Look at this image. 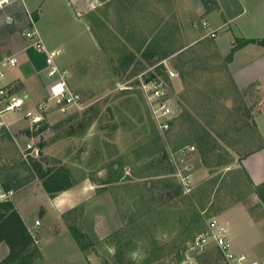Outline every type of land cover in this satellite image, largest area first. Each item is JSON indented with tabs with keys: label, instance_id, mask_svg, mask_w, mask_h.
Returning <instances> with one entry per match:
<instances>
[{
	"label": "rangeland",
	"instance_id": "obj_1",
	"mask_svg": "<svg viewBox=\"0 0 264 264\" xmlns=\"http://www.w3.org/2000/svg\"><path fill=\"white\" fill-rule=\"evenodd\" d=\"M104 1L35 0L38 4H28V11L16 5L0 9V53L19 57V52L28 48L24 32L31 28L33 19L49 45L63 48L60 59L71 72V87L83 99L81 105L61 111L49 99L50 93L39 96L33 87L27 92L20 82L8 79L15 96L30 95L25 110L39 103L46 105L38 125L24 116L25 110L0 117V181L12 191L10 199L2 202H12L33 237L34 256L28 264H142L152 237L158 246L175 251L149 264H179L175 253L182 246L179 243L186 240V247L191 246L199 234L206 233L211 219H221L227 208L218 213L220 208L243 202L255 212L247 184L251 181L245 172L234 173L236 179L243 177L238 179L241 191L221 182L232 177L228 170L241 168L236 165L238 158L253 145L246 138L252 135L251 126L243 131L231 126L235 117L246 119L237 106L243 112L249 109L233 88L225 57L217 53L212 41H201L170 55V45L163 38L152 51L147 46L145 55L150 53L153 58L142 60L144 53L137 51L140 45L131 43L140 35L123 27L126 22L118 21L117 11L105 13ZM172 47L176 52L179 44ZM170 72L177 74L176 80L171 79L174 76ZM154 79L166 82L165 92L175 110L167 130L159 127L142 87L143 82ZM189 115L217 135L225 148L216 150L208 165L199 150L186 157L177 153L181 147L197 146V142L179 145L181 117ZM225 135L227 142L222 140ZM155 143L170 153L174 167L170 177L175 180L177 167L188 164L193 191L202 190L204 185L215 190L206 204L207 211L202 212L204 230L193 236L183 237L170 222L146 218L144 225L140 223L143 219L138 217L135 196L142 183L151 179L146 176L156 171L143 167ZM229 159L231 163L220 164ZM112 161L116 162L114 170L124 173L120 187L104 183L108 178L106 166ZM63 164L81 182L66 193L50 197L41 175L47 168ZM212 179H217L215 186L210 183ZM74 207V226L86 235L85 249L74 239L63 215L71 218L68 214ZM236 217L239 220L241 213ZM240 227L256 248H264V237L251 221L241 220ZM214 246L211 242L198 253L200 264H226ZM119 247L124 251L121 259L116 254L122 251Z\"/></svg>",
	"mask_w": 264,
	"mask_h": 264
},
{
	"label": "crops",
	"instance_id": "obj_2",
	"mask_svg": "<svg viewBox=\"0 0 264 264\" xmlns=\"http://www.w3.org/2000/svg\"><path fill=\"white\" fill-rule=\"evenodd\" d=\"M28 4L36 6L38 2L13 0L0 9L16 5L28 11ZM104 8L105 13L117 11L118 21L126 22L123 27L132 28L134 34L140 35L131 43L140 45L137 51L140 49V53H144L142 60L153 58L150 53L145 55V50L150 45L152 51L153 45L158 46L163 38L170 45L171 49H167L170 55L201 41L202 44L212 41L217 53L224 57L242 40H250L234 50L227 63V72L242 93L264 140V0H105ZM6 15L9 16L8 13ZM204 21L209 24L208 28L203 25ZM210 31H216V35L212 37ZM41 35L49 47L61 49V46L49 45ZM93 42L91 40L92 47ZM174 43L179 44L176 52L172 47ZM4 56L0 53V61ZM18 58L19 64L9 71L8 79L20 82L25 91L33 87L37 94L50 93L44 54L28 47L19 52ZM59 63L66 67L61 59ZM173 76L171 79L177 78L176 73ZM236 165L244 170L252 183L254 192L249 199L255 212L243 202L235 203L223 212L219 222L224 226L234 251L247 252L252 257L264 259V248H256L254 242L240 229L241 220L251 221L259 229L260 236L264 237V144L240 157V160L238 158ZM236 213L242 215L239 220ZM9 251L6 242L0 243V261Z\"/></svg>",
	"mask_w": 264,
	"mask_h": 264
},
{
	"label": "trees",
	"instance_id": "obj_3",
	"mask_svg": "<svg viewBox=\"0 0 264 264\" xmlns=\"http://www.w3.org/2000/svg\"><path fill=\"white\" fill-rule=\"evenodd\" d=\"M246 42H250V40H242V42L233 47L231 52L225 56L227 63L232 57L234 50ZM226 70H228L227 67ZM231 82L236 93L243 98L242 93L234 81ZM242 102L244 103V101ZM241 108V106H237L236 110L240 112L239 114H244L246 119L235 117L232 120L231 126L236 131H243L246 130L245 128L247 126H251L248 129L249 131L252 130V135L250 133L248 135L249 137L245 135L247 140H250L253 144L247 147L246 152H250L261 147L264 144V140L262 139L257 125L250 114V110H245L243 112L241 111ZM181 119H183L182 129L180 131L182 143H179V145L182 146L189 142H197L198 150L202 155V160L205 165H208L207 160H209L213 154H216V150H225L224 146L219 143V137L200 124L197 119L192 118L190 115L189 117H181ZM226 138L227 137L225 135L222 140L227 142ZM243 138L245 137H241V140ZM152 147L153 150L144 161L143 167L144 169H155L156 171L154 174L146 176L151 179L142 183V186L138 188L139 191L135 196V203L138 208V217L143 219L140 223L144 225L146 218L156 221H164L166 223L170 222L175 228L180 229L179 234L183 235V237L186 235L187 237L188 235H194L197 232H201V230L203 231L205 227V215H203L202 212L204 210L205 212L207 211L206 204L209 201L214 188L210 189L208 186L204 185L202 190L198 188L194 191L192 189L193 192L191 191V194L184 193V190L175 175L173 174L175 180L168 175L174 170V167L172 166V160L169 157L166 147L158 143H155ZM231 162L232 160L229 159L220 164H228ZM115 164V161L107 164L106 168L108 169V178L104 181V183H114L115 186L117 185L116 187H120V184H124L122 181V175L124 173L122 169L115 171ZM228 171V174L232 175V177L228 181L224 178L221 182L228 186L232 184L235 191H241L242 184L239 183L238 179L243 177H238L236 179L234 173L244 175V170L242 168H234ZM41 176L42 185L50 197H55L66 190L76 187L81 182L76 179L72 169L64 164L47 168ZM210 183L215 186L217 184V179H212ZM247 184L250 187V193H253L254 190L251 182L248 181ZM5 186L6 188H9L8 185ZM226 208H228V206L222 209L220 208L217 212H222ZM76 211L77 207H74L69 211L68 215H70L71 218H68L65 213L63 215L74 239L81 248L85 249L87 247V242L85 241L86 235L74 226L76 224V218H74L73 215ZM2 242H6L8 244L10 251L8 255L0 261V264H28L31 262L32 257L34 256L33 237L19 214L14 211L12 202H0V243ZM184 242H186V240H184ZM184 242L179 243L182 246L177 248V251L175 252L177 254V262H179V264L184 259L187 249ZM149 243L150 247L146 248L144 251L146 257L144 258L142 264H149L159 259H164V257L170 256L175 251L174 248L165 250L163 247L158 246L154 237L149 239ZM214 247L215 251L221 255L218 248L216 246ZM121 250L122 249L119 247L118 251ZM207 252L208 250L206 253ZM123 253V250L121 252H117V257L120 259L123 258Z\"/></svg>",
	"mask_w": 264,
	"mask_h": 264
},
{
	"label": "built area",
	"instance_id": "obj_4",
	"mask_svg": "<svg viewBox=\"0 0 264 264\" xmlns=\"http://www.w3.org/2000/svg\"><path fill=\"white\" fill-rule=\"evenodd\" d=\"M10 1L13 0H0V8ZM31 20V28L25 31L24 35L28 42L27 46L36 49L45 56V72L50 89L49 99L61 111H65L72 105H81L83 100L82 95L71 87V72L69 68L59 63L62 50L49 47L38 30L35 21L33 19ZM203 25L206 28L209 27L206 21L203 22ZM209 34L214 37L216 31H210ZM18 64L19 58L17 54L5 55L0 61V117L8 112L25 110V100L29 98L28 95L23 97L15 96L11 83L7 82L9 71L17 67ZM170 73L174 75L172 72ZM165 86L166 82L161 79L146 81L142 84L143 90L151 103L153 115L162 130H167L169 128L175 113L170 99L166 95ZM45 110L46 105L44 103H39L34 108L25 110L24 116L28 118L32 124L38 125ZM29 147H31V145H29ZM197 151L198 148L194 144L179 148L177 153L186 157L190 152L194 153ZM185 157L183 158L184 160L186 159ZM174 175L185 193L192 191V172L188 164H185L183 167L178 166ZM11 195L12 191L5 189L0 181V202H2V200L7 201L10 199L9 196ZM39 223L40 222L37 221V224ZM211 242L218 248L226 264H264V259L252 257L247 252L234 251L224 226L217 219H211L208 222L206 233L202 232L199 234L195 242L191 246H187L184 259L180 264H200L197 259L198 253H200L201 250L203 253L207 244Z\"/></svg>",
	"mask_w": 264,
	"mask_h": 264
}]
</instances>
